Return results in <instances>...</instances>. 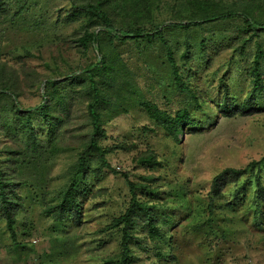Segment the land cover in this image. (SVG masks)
<instances>
[{"label": "rangeland", "instance_id": "1", "mask_svg": "<svg viewBox=\"0 0 264 264\" xmlns=\"http://www.w3.org/2000/svg\"><path fill=\"white\" fill-rule=\"evenodd\" d=\"M24 1L7 0L0 8V64L19 80L13 88L17 97L9 93L1 97L4 119L11 126L14 104L22 108L40 104L47 78L81 73V68L105 54L108 63L114 64L109 78L100 82L106 99L102 142L110 149V168H101L99 161L90 159L86 176L90 194L82 200L80 222L71 213L59 216L55 206L77 170L91 129L86 99L90 85L84 79L69 109L58 110L63 124L54 148L43 149L42 160L24 147L19 132L11 137L0 135V151L9 149L15 155L10 176L18 182L12 196L14 232L0 216V264H115L119 235L108 224L131 195L123 174L134 184L159 189L152 195L141 194L140 189L137 192L174 220L183 209L201 213L196 219V215L182 219L173 229L168 248L172 258L157 260L154 252L137 247L136 264H264V232L250 225L245 207L220 216L224 222L229 220L226 239H219L207 223H201L208 216L204 200L213 177L226 167H244L264 156V91L252 113L228 117L218 112L225 92L229 101L245 97L250 88L247 66L256 43L264 45V33L247 31L242 18L234 17L189 29L169 28L164 38L168 43L158 36L118 43L102 36L86 43L81 19L70 23L62 21L64 15L58 19L67 0H28L30 9L22 18L16 12ZM234 1L238 0H223ZM251 2L264 4V0ZM93 29L99 32L106 27ZM168 46L187 90L175 79ZM231 61L233 70L225 76ZM192 94L198 102L207 100L204 114L208 121L204 129L181 134V143L175 144L153 125L142 104L152 101L174 111L189 103L196 106ZM197 115L203 114L198 111ZM41 132L46 142V131ZM121 143L128 146L121 148ZM151 152L165 165L157 169L140 165L138 159ZM95 170H100L99 179H95ZM148 176L156 180L150 181ZM79 178L84 182L82 175ZM186 190L187 195L183 194Z\"/></svg>", "mask_w": 264, "mask_h": 264}, {"label": "trees", "instance_id": "2", "mask_svg": "<svg viewBox=\"0 0 264 264\" xmlns=\"http://www.w3.org/2000/svg\"><path fill=\"white\" fill-rule=\"evenodd\" d=\"M68 6L63 14L58 15L64 23L75 22L81 19V28L84 31L86 43H93L100 40V37L107 36L109 42H127L129 39H137L142 36H158L165 43V33L171 28L189 29L191 26H199L203 22L214 20L242 18L247 31L252 30L259 35L264 33V4L251 0H238L233 3L223 2V0H67ZM182 1V0H181ZM7 0H0V8ZM16 15L25 18L30 9L29 1L25 0ZM22 20V19H21ZM98 26L106 27L96 32ZM92 28V29H90ZM254 36V35H253ZM168 54L172 63L173 74L182 90H187L188 86L182 82L176 62L172 58L170 46ZM106 55L92 62L87 68H81V73L74 71L62 78L45 81L43 100L40 104L22 108L14 104L11 113L10 125L8 119H4L3 110L0 106V135L11 137L15 132H19L20 138L24 142V147L30 148L38 161L43 159L45 151L52 150L54 141L58 138V130L63 124V115L58 110L67 111L76 92L77 86L84 85L83 79L89 82L87 110L91 129L85 143V147L80 153L77 170L70 180L69 185L64 189L60 202L55 206L60 217L71 213L74 219L81 220L82 204L85 195L90 194V185H87L86 176L90 171L89 161L95 158L100 163L101 168H110L107 159V152L110 149L102 142L105 134L102 108L106 99L100 82L109 78V70L114 64L109 62ZM234 62H230L225 76L231 75ZM250 88L241 101L236 99L229 101L228 92L220 101L218 109L231 117L236 114H249L258 108V99L264 91V45L256 43L255 49L247 66ZM7 66L0 64V100L2 96L17 97L14 86L18 84L17 77H13ZM71 75V76H70ZM225 78V77H224ZM223 78V79H224ZM228 86L225 91H228ZM81 95V94H80ZM196 106L190 103L184 107H179L174 111L162 108L152 101L143 102V107L152 121L153 125L161 129L166 137L175 144L181 143L180 135L187 130H201L208 121L205 110L207 100L203 99ZM196 107V109H193ZM196 110V111H195ZM201 111L203 115L198 116ZM45 128V129H44ZM46 131V142L41 134ZM132 145V144H131ZM128 144L121 143V148ZM23 147V148H24ZM52 147V148H49ZM25 149V148H24ZM176 155V152H173ZM15 155H11V150L0 151V216H2L8 228L14 232L15 227V206L12 199L18 182L10 176V169L15 162ZM140 165L157 169L165 165L163 160L157 159L155 153L145 154L138 159ZM116 173L115 169H112ZM85 180L82 182L80 176ZM126 181L130 187V198L124 208L114 215L108 224L115 229L119 235V249L115 264H136L138 251L137 247L147 252H154L157 260H168L174 255L171 241L173 239V229L178 226L182 219L196 215L201 216L195 209L180 210L182 215L174 220V216L166 214L163 208L152 204L151 199L139 195L137 189L142 193L152 195L159 191L148 184H134L126 174ZM101 177L100 170H95V179ZM83 178V179H84ZM150 181L156 180L148 176ZM83 184H85L83 186ZM184 191V188H180ZM187 190L183 193L186 194ZM187 195V194H186ZM205 211L207 217L201 219V223H207L210 231L215 233L219 239H226L228 233L225 228L229 220L219 219L221 215L234 213L240 206L245 207V215L251 220L250 225L264 232V156L260 159H253L244 167H226L218 172L212 179L210 190L207 193ZM189 205V204H188ZM226 214V215H227ZM76 220V221H77ZM221 220V221H220ZM172 229V230H171ZM152 246H147V244ZM156 264V262H155Z\"/></svg>", "mask_w": 264, "mask_h": 264}]
</instances>
